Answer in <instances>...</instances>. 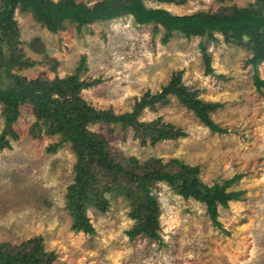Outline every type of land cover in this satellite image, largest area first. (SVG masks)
Returning a JSON list of instances; mask_svg holds the SVG:
<instances>
[{
  "label": "rangeland",
  "instance_id": "1",
  "mask_svg": "<svg viewBox=\"0 0 264 264\" xmlns=\"http://www.w3.org/2000/svg\"><path fill=\"white\" fill-rule=\"evenodd\" d=\"M78 1L93 6L102 0ZM144 2L177 15H229L250 5L264 11V0ZM14 17L17 37L0 40L3 83L13 82L16 75L50 81L77 76L90 84L81 90L82 99L96 109L123 114L148 90L160 91L182 71L183 83L199 99L224 104L211 118L228 133L212 132L175 95L144 109L138 120L171 124L183 129L185 137L154 141L157 135L149 129L137 131L121 123L88 125L89 132L103 136L109 160L120 169H103L93 161L90 181L97 184L94 191L100 189L108 199L109 208L102 212L100 202L85 205L96 230L90 234L72 228L75 213L69 204L77 151L83 148L66 134L51 133V122L39 119L31 103L22 105L6 132L11 146L0 149V249L25 254L27 241L41 236L46 251L56 254V264H264V89L254 84L255 51L249 38L173 32L165 42L162 26L138 23L131 13L85 26L65 22L57 32L29 10L16 9ZM203 49L214 69L211 74ZM258 72L264 79V62ZM2 110L0 104V137L6 128ZM172 159L198 166L200 180L210 187L242 174L228 189L243 192L242 200L231 201L227 208L219 204L223 227L218 228L204 202L185 199L177 189L165 182L156 185L151 178L148 185H155L152 191L159 203V238L145 232L132 237L130 231L140 223L132 217L133 200L140 215L147 198L130 176L139 181L146 171H181ZM182 172L188 176V170ZM116 183L132 190L134 198L112 191Z\"/></svg>",
  "mask_w": 264,
  "mask_h": 264
},
{
  "label": "trees",
  "instance_id": "2",
  "mask_svg": "<svg viewBox=\"0 0 264 264\" xmlns=\"http://www.w3.org/2000/svg\"><path fill=\"white\" fill-rule=\"evenodd\" d=\"M145 0H102L89 6L78 0H0V40L13 41L17 37L18 27L14 17L15 10L31 11L35 17L45 24L52 32L63 28L65 22L77 23L85 26L100 20H108L126 14H133L138 23L162 26L166 31L165 42L169 40L173 32H180L187 36H210L214 38L216 33L226 35V38L237 40L243 37L249 38L254 44V56L251 64L254 69V84L257 89H264V79L258 72V66L264 62V11L256 10L252 5L238 9L229 15H215L195 13L188 15H177L164 9H154L145 6ZM160 3L184 4L187 0H152ZM207 73L211 74L214 69L206 50L203 49ZM0 67V104L5 117L6 128L0 137V149L11 146L6 139L7 130L18 119L22 105L31 103L39 119L46 118L51 122L49 131L51 133H63L72 140L77 147L83 149L77 151L78 163L75 183L71 187V203L74 206V223L72 228L76 231H84L94 234L95 227L84 211L89 202L98 203V208L106 212L109 208L108 199L101 194L100 189L94 191L90 178H93L91 167L93 161L96 166L108 170L119 169V163L109 160V154L102 135L93 134L87 128L96 123H121L132 125L140 129L155 131L158 140H176L187 136L181 128H175L171 124L160 125L154 123H139L138 118L147 107H154L157 103L167 102L170 95L178 97L180 102L193 110L200 121L212 132L220 134L228 133L212 118L211 113L224 106L220 102H205L198 98L196 91H192L183 83V72L178 71L172 75L169 83L156 93L148 90L135 103L131 112L116 114L113 110L96 109L81 98L80 92L83 88L90 86L88 83L80 82L78 77L56 78L53 81L45 79L27 80L21 76H14L13 82L3 83ZM17 138V134L13 133ZM102 136V137H100ZM153 136V135H152ZM153 141V142H154ZM145 143V142H144ZM171 164L180 167L179 172L154 171L145 172L141 179L135 175L130 176L138 186L140 184L146 192L147 207L139 215L137 200H133L134 209L132 217L140 223L130 231L132 237L138 233L145 232L152 238L157 235L159 203L153 194L154 186L148 185L149 179L154 182H165L170 187L178 190L185 199L194 198L207 205V210L213 224L222 228L219 221V204L229 207L231 201L242 200L243 192L228 191L236 182L242 178L237 174L226 180L223 184L216 183L213 187L204 184L199 174L198 166H189L179 159H172ZM188 170V176H184L183 170ZM129 175V174H128ZM92 176V177H91ZM157 185V183H156ZM112 186V191L133 197L132 190L122 189L120 185ZM93 189V190H92ZM29 251L25 254H15L0 249V264H56L54 252L48 253L43 244V237H34L27 241Z\"/></svg>",
  "mask_w": 264,
  "mask_h": 264
}]
</instances>
